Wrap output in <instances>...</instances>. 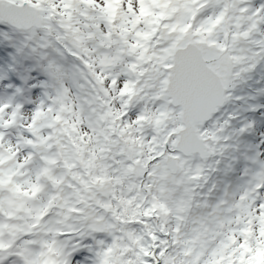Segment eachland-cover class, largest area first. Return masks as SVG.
I'll return each instance as SVG.
<instances>
[{
  "label": "snow or ice",
  "instance_id": "6c2138e0",
  "mask_svg": "<svg viewBox=\"0 0 264 264\" xmlns=\"http://www.w3.org/2000/svg\"><path fill=\"white\" fill-rule=\"evenodd\" d=\"M0 264H264V0H0Z\"/></svg>",
  "mask_w": 264,
  "mask_h": 264
}]
</instances>
